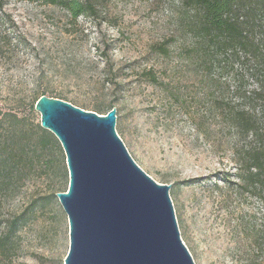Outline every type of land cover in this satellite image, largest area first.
<instances>
[{
	"label": "rangeland",
	"instance_id": "374dc122",
	"mask_svg": "<svg viewBox=\"0 0 264 264\" xmlns=\"http://www.w3.org/2000/svg\"><path fill=\"white\" fill-rule=\"evenodd\" d=\"M96 3L97 15L72 20L60 6L4 0L0 108L38 123L41 114L33 104L43 93L55 97L52 90L112 103L132 157L156 180L172 185L181 233L195 263L264 264V191L237 186L229 131L215 102L220 88L193 67H182L180 41H173L170 58L156 51L181 34L183 0ZM151 68L166 85L147 80L145 70ZM221 82L230 97V82ZM170 89H179L182 99L170 96ZM44 165L35 168L42 177L33 174L16 186L9 202L0 201V215L9 216L25 209L31 196H48L34 214L29 211L32 219L14 235L12 251L0 264H64L69 220L53 192L69 186V170L66 178L57 163L48 176Z\"/></svg>",
	"mask_w": 264,
	"mask_h": 264
},
{
	"label": "trees",
	"instance_id": "16d2710c",
	"mask_svg": "<svg viewBox=\"0 0 264 264\" xmlns=\"http://www.w3.org/2000/svg\"><path fill=\"white\" fill-rule=\"evenodd\" d=\"M26 1L60 6L72 20L80 16H95L98 12L96 0ZM3 2L0 0V10ZM183 4L185 13L181 34L174 40L157 45L156 51L170 58L173 41H180V56L185 63L182 67L187 70L193 67V72L205 75L206 81L215 86L216 91L217 87L220 88L218 97L214 93L209 96L215 97L217 106L222 109L229 131L231 159L237 164L235 176L240 181L237 186L264 191V0H183ZM145 76L152 84L166 85L153 68L145 70ZM222 79L230 82V97L226 88L221 86ZM51 92L55 97L99 114H107L114 108L112 103L105 104L98 96L80 100L56 90ZM168 94L177 100L182 99L179 89H170ZM43 163L42 168L46 169L44 173L48 176L49 170L57 163L62 164L68 178L67 159L57 137L44 129L41 121L35 123L28 115L0 108V201L9 202L16 186L26 184L33 174L42 177L43 174L36 172L35 168ZM194 181L189 180L190 183ZM68 187L55 190L53 196L67 191ZM31 197L20 213L0 215L3 226L0 257H9L14 235L27 225V220L32 219L29 211L32 209L34 214L41 204L47 203V195Z\"/></svg>",
	"mask_w": 264,
	"mask_h": 264
},
{
	"label": "water",
	"instance_id": "95a60500",
	"mask_svg": "<svg viewBox=\"0 0 264 264\" xmlns=\"http://www.w3.org/2000/svg\"><path fill=\"white\" fill-rule=\"evenodd\" d=\"M41 126L60 141L69 170L58 192L70 229L64 264H196L170 195L131 155L118 109L86 110L43 93Z\"/></svg>",
	"mask_w": 264,
	"mask_h": 264
}]
</instances>
